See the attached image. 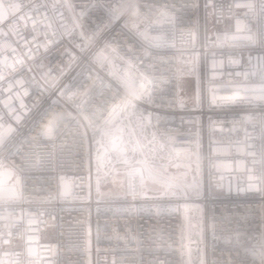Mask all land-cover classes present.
<instances>
[{
  "label": "snow or ice",
  "instance_id": "1",
  "mask_svg": "<svg viewBox=\"0 0 264 264\" xmlns=\"http://www.w3.org/2000/svg\"><path fill=\"white\" fill-rule=\"evenodd\" d=\"M203 7L201 35L199 3L0 0V264H53L45 252H55L48 246L39 251L33 233L36 225L55 219V207L72 195L70 186L63 177L55 187L30 188L27 181L34 171L61 163L63 146L56 142L66 134L87 155L90 169L94 160L98 192L103 184L115 185L131 202L130 217L148 211L157 218L143 249L130 225L124 237L117 231L115 239L125 240V250L134 254L111 264H264V0H205ZM209 16L224 27L210 31ZM178 34L200 43L213 68L224 67L218 55L242 68L229 81L232 94H213L211 103L248 113L242 118L243 139L217 141L207 157L198 141L181 146L180 133L162 123L163 117L156 115L153 122L159 66L168 65L174 78L183 72L181 60L173 67L159 51L175 49L173 55L182 56ZM52 48L63 63L53 66ZM33 87L36 99L29 106L24 98L32 96ZM232 123L229 131L238 132L241 121ZM205 161L220 174L215 185L220 191L210 190L209 196L225 189L224 172H235L227 191L244 193L251 202L242 212L201 216L193 223L187 210L193 195H201L197 177ZM137 201L147 207L136 208ZM163 213L182 216L178 248L174 232L162 224ZM130 243L136 247L129 249ZM69 251H80L87 260L65 264H108L99 248L92 260L90 241L70 244Z\"/></svg>",
  "mask_w": 264,
  "mask_h": 264
},
{
  "label": "built area",
  "instance_id": "2",
  "mask_svg": "<svg viewBox=\"0 0 264 264\" xmlns=\"http://www.w3.org/2000/svg\"><path fill=\"white\" fill-rule=\"evenodd\" d=\"M79 3L81 0H75ZM148 2L162 4L166 0H148ZM230 2V0H228ZM177 6L181 4L199 3V31L203 35L206 24L204 3L205 0H176ZM211 9H209V12ZM65 23L71 24L70 14ZM193 19L195 13H192ZM234 30V21L228 22ZM224 24L216 25L215 18L207 17V28L211 31L215 28H223ZM196 30V26H192ZM177 49H185L181 56L173 53L175 49L159 50L165 58H171L173 67L176 60H181L179 67L183 69L179 78H174L171 72L165 69L168 65L159 66L157 71V108L153 111V122L155 116L159 115L164 118L168 128L174 129L180 133L178 137L179 143L183 146L186 143L195 144L197 141L200 145L202 154L207 157L216 147L217 141H229L243 139L242 118L248 113L240 108L231 106H217L211 103L213 94L217 97L229 96L232 94L229 87V81L235 80L234 73L242 71V68L232 66L227 63V57L217 56V60L224 59V67L217 66L213 68L212 57L210 53H206L200 43L190 44L187 37H181L179 34L175 38ZM62 48L63 46H59ZM57 48H52V64L53 66L63 63L59 56L55 53ZM40 55H43L41 50ZM245 59L247 53L244 54ZM243 63V61H242ZM229 72L233 73L229 76ZM183 83H195V92L190 94V90L183 87ZM6 87V85H4ZM33 94L31 97H25V103L31 106L36 99V93L33 88H29ZM99 103V100L96 101ZM35 110H33L34 114ZM211 117V120L209 119ZM241 121L240 130L238 132H230L233 128V120ZM27 135V128H24ZM57 147L63 146V154L61 163L54 169L47 168L36 170L31 174V178L27 181L29 187H55L60 178L70 186L72 195L59 202L55 207V219L47 218L46 224L36 225L34 246L41 252L45 246L51 247L55 255L46 253L45 256L51 257L53 264H65L68 260L83 259L87 260V255L80 251H69L70 244H76L83 247L90 241L92 248V260H97L96 249H100V258L107 257L108 264L113 259L119 261L124 256L133 255L134 253L126 251V241L115 239L117 231L121 237L126 235L125 225H130L133 232L137 234V238L142 242L141 248H146L149 242V230L156 223V217L148 211H139L132 215H128L126 209L129 202L124 200L121 202H110L97 198L96 191V169L94 160L89 168L88 157L80 152L73 144L71 135H61L56 142ZM258 144V141H257ZM230 162V161H228ZM223 183L225 189L218 195L209 196V191L219 193L220 190L215 188L220 174L215 169H209L207 161L202 168L200 178L202 191L199 197L193 196L189 202L187 215L195 223L196 219L203 216L210 219L213 214L220 215L239 213L244 210V206L251 201L244 193L233 190L231 193L227 191V185L230 179L235 184L233 172L230 176L228 172H224ZM91 177V178H90ZM120 207V208H117ZM136 208L147 207L142 201L135 203ZM117 208L118 210H115ZM182 216L176 214L163 213L162 224L167 227L168 231L174 232L179 247V224ZM107 237H113L108 239ZM99 239V243H97ZM14 243H19L14 241ZM206 243L209 246V255H211V232L206 236ZM129 249L136 247L135 243L127 245ZM115 249V252L112 250ZM175 259L179 260V253H176Z\"/></svg>",
  "mask_w": 264,
  "mask_h": 264
},
{
  "label": "rangeland",
  "instance_id": "3",
  "mask_svg": "<svg viewBox=\"0 0 264 264\" xmlns=\"http://www.w3.org/2000/svg\"><path fill=\"white\" fill-rule=\"evenodd\" d=\"M182 85L183 87L190 90L191 95L193 92H195V86H196L195 83H187V84L183 83ZM197 178L201 182L200 175ZM96 191H97V185H96ZM121 197H122L121 190L117 186L112 185V184H103L100 186L99 192L97 191V198L107 200L110 202H121L123 201ZM117 208H120V207H117ZM117 208H115V210H118Z\"/></svg>",
  "mask_w": 264,
  "mask_h": 264
}]
</instances>
